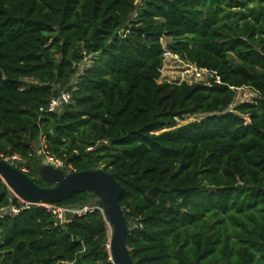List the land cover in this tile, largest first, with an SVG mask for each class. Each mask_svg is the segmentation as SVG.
<instances>
[{
    "label": "trees",
    "instance_id": "1",
    "mask_svg": "<svg viewBox=\"0 0 264 264\" xmlns=\"http://www.w3.org/2000/svg\"><path fill=\"white\" fill-rule=\"evenodd\" d=\"M166 51L215 77L163 80ZM243 88L256 98L236 103ZM42 136L67 169L125 189L136 264H264V0H0V158L49 188ZM69 216L1 219L0 264H114L104 213Z\"/></svg>",
    "mask_w": 264,
    "mask_h": 264
},
{
    "label": "water",
    "instance_id": "2",
    "mask_svg": "<svg viewBox=\"0 0 264 264\" xmlns=\"http://www.w3.org/2000/svg\"><path fill=\"white\" fill-rule=\"evenodd\" d=\"M37 172L43 182L51 186H39L27 173L0 158V179L23 200L34 204H59L72 195L89 193L94 199L79 208L101 210L110 227L109 252L114 264H136L127 245L130 222L127 220L121 199L125 189L115 176L102 169L69 173L66 167L56 168L47 159L37 164Z\"/></svg>",
    "mask_w": 264,
    "mask_h": 264
},
{
    "label": "built area",
    "instance_id": "3",
    "mask_svg": "<svg viewBox=\"0 0 264 264\" xmlns=\"http://www.w3.org/2000/svg\"><path fill=\"white\" fill-rule=\"evenodd\" d=\"M164 57L166 60L172 59V58H177L180 60V58L178 56L173 55L169 51L165 52ZM180 61L183 62L182 60H180ZM183 63H185V62H183ZM185 64L190 66L191 69L195 70L194 73H195V76L197 78H199L201 76L203 77L206 74L209 75V77L212 79L215 77V73H210L206 69H201V68L197 67L196 65H191L188 63H185ZM216 81H217V83H221V80L219 77H217ZM71 100H72L71 93L63 92L59 97H55L51 100L48 108H42L41 111L42 112L45 111L47 113L60 112L64 108L65 105H68L71 102ZM37 154L43 160L47 159L50 162V164L55 166L56 168L66 167V165L64 164V162L62 160L57 159V158L53 157L52 155H50V153L47 150L45 137H43V136L40 137V146H39V150L37 151ZM4 159L7 162L12 163L13 165H16V164L17 165H23L24 164L22 158L19 155H13L10 157H6ZM72 170L73 169L71 167H69V169H67V171L69 173H72L73 172ZM22 171H24L25 173L29 172L28 168L25 166L22 167ZM8 188L10 190V193L16 199V203H12L11 205H9L7 207H1L0 208V220L4 219L6 217H16V216L20 215L22 213V211H24L26 209H30L33 206H37V207L44 209L48 213H50L54 218H56V220L58 221V224L62 225L64 223L71 222V217L69 215L82 217V216H85L86 214L94 211V209H89V208L66 207V206H60L58 204H43V203L34 204V203L23 200L13 191L12 188H10L9 186H8Z\"/></svg>",
    "mask_w": 264,
    "mask_h": 264
},
{
    "label": "rangeland",
    "instance_id": "4",
    "mask_svg": "<svg viewBox=\"0 0 264 264\" xmlns=\"http://www.w3.org/2000/svg\"><path fill=\"white\" fill-rule=\"evenodd\" d=\"M167 38L163 39L164 43H167ZM195 70L191 69L190 66L181 62L177 58L168 59L165 61L164 69L162 72L163 80L171 82V83H181L188 82L190 84L193 83H209L211 79L209 75H204L203 77L197 78L195 76ZM256 98V94H254L250 89L243 88L239 89L236 103L244 102V101H252ZM201 116H186L183 119H178V126L187 124L189 122H193L199 120ZM167 130V129H166ZM36 150H39V146H37ZM78 208V207H77Z\"/></svg>",
    "mask_w": 264,
    "mask_h": 264
}]
</instances>
